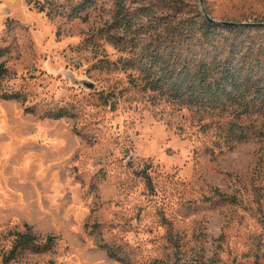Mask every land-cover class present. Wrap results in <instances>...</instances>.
I'll return each instance as SVG.
<instances>
[{
	"label": "rangeland",
	"instance_id": "rangeland-1",
	"mask_svg": "<svg viewBox=\"0 0 264 264\" xmlns=\"http://www.w3.org/2000/svg\"><path fill=\"white\" fill-rule=\"evenodd\" d=\"M178 1L264 25V0ZM118 2L0 0V264L18 233L54 246L11 264H123L109 248L133 264H264V139L230 141L229 115L135 87L109 39L154 32L112 28Z\"/></svg>",
	"mask_w": 264,
	"mask_h": 264
},
{
	"label": "trees",
	"instance_id": "trees-1",
	"mask_svg": "<svg viewBox=\"0 0 264 264\" xmlns=\"http://www.w3.org/2000/svg\"><path fill=\"white\" fill-rule=\"evenodd\" d=\"M186 8L178 0H159L154 5H140L130 14L124 0H119L112 28L117 32L123 26L131 32L143 33L146 28L154 32L151 35L154 40L148 44L130 46L126 41L122 43V37L109 39L127 55L120 61L123 70L135 71L137 77L132 84L149 93L153 100L236 119V122L228 120L224 129L230 141L242 142L249 136L264 139V124L259 131H253L239 122L242 118L264 117V25L216 22ZM5 74L1 66L0 80ZM63 117V114L54 116ZM14 236V245L4 256V264L15 261L20 250L39 254L54 246L50 239L39 245L29 233ZM108 254L120 263L133 264L112 248Z\"/></svg>",
	"mask_w": 264,
	"mask_h": 264
}]
</instances>
